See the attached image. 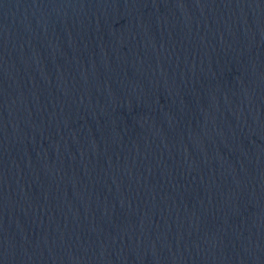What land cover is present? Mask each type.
I'll use <instances>...</instances> for the list:
<instances>
[{"label":"water","instance_id":"1","mask_svg":"<svg viewBox=\"0 0 264 264\" xmlns=\"http://www.w3.org/2000/svg\"><path fill=\"white\" fill-rule=\"evenodd\" d=\"M0 264H264V0H0Z\"/></svg>","mask_w":264,"mask_h":264}]
</instances>
